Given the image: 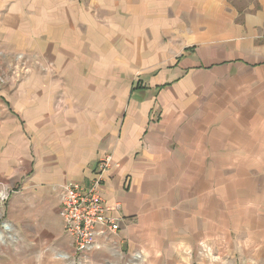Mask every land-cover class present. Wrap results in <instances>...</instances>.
<instances>
[{"label":"crops","instance_id":"obj_1","mask_svg":"<svg viewBox=\"0 0 264 264\" xmlns=\"http://www.w3.org/2000/svg\"><path fill=\"white\" fill-rule=\"evenodd\" d=\"M0 53V264H264V0H0ZM106 154L79 258L60 186Z\"/></svg>","mask_w":264,"mask_h":264},{"label":"built area","instance_id":"obj_2","mask_svg":"<svg viewBox=\"0 0 264 264\" xmlns=\"http://www.w3.org/2000/svg\"><path fill=\"white\" fill-rule=\"evenodd\" d=\"M117 165L111 154L99 158L94 176L87 182H68L60 186L59 214L63 230L70 239L75 254L85 258L111 242L119 230V218L110 214L101 195L104 173ZM9 194L0 191V201ZM115 246L114 242L112 243ZM62 257L67 258L66 255ZM79 264H82L80 262Z\"/></svg>","mask_w":264,"mask_h":264},{"label":"rangeland","instance_id":"obj_3","mask_svg":"<svg viewBox=\"0 0 264 264\" xmlns=\"http://www.w3.org/2000/svg\"><path fill=\"white\" fill-rule=\"evenodd\" d=\"M226 1L231 6L238 8V10L240 12L252 10V9L256 8V6H257V0H226ZM16 56H17V59L15 58V60L10 62V59H5L4 56L0 55V65L5 66V65H11L12 64L13 66L18 65L20 68L21 67L25 68L26 66L33 65L31 57L25 56L22 54H18ZM35 64H38V63H35ZM46 65H48V64L44 63L43 66L45 67ZM47 70H42V72H46ZM17 76L22 77V74H18ZM23 76H25V75H23ZM1 230H2V239H4L5 241L12 240L13 235L10 233L9 229H1Z\"/></svg>","mask_w":264,"mask_h":264}]
</instances>
